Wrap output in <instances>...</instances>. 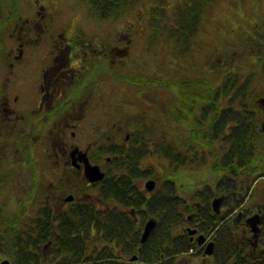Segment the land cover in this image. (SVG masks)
I'll list each match as a JSON object with an SVG mask.
<instances>
[{"label": "rangeland", "instance_id": "1", "mask_svg": "<svg viewBox=\"0 0 264 264\" xmlns=\"http://www.w3.org/2000/svg\"><path fill=\"white\" fill-rule=\"evenodd\" d=\"M146 1L147 3H145ZM153 1L143 0L132 12L121 18L98 20L91 16L88 6L82 0H0V33L23 30H64L71 34L75 31L92 34L105 32L107 35L102 36L106 37V41L113 40L111 37L114 34L119 36L122 48L115 49L111 42H107L110 52L113 53L112 59H108L106 64L101 67L97 65L91 73V77L97 79L104 72L94 89L100 88L102 90L103 101L106 103H99L102 98L94 97V109L91 112V117H88L89 123L85 120L80 129V137L86 138L88 141H96L98 144H103L105 141L108 143L117 142L119 143L118 146H121L125 134L131 133L129 145L132 146L137 143L136 131L148 123L157 121L166 130V135L170 137L171 134L175 141L181 142L180 137L185 135V129H188L190 124L197 126L198 122H196L195 116L200 112L203 114L207 112L209 115L214 111L212 110L215 107L214 103L202 106L204 97H200L199 90L207 91V85H210L214 92L217 91L215 101H220L223 108H229L231 95H222L221 97L218 95V87L222 86L228 69L239 70L241 76L254 70L260 79L264 78V72L262 73L264 70V42L253 41V47L250 46L249 48L245 42H241L242 45L239 44L240 38L246 40V37L249 36L248 33L252 29L254 31L256 25L259 27L264 24V0H216L212 6H208L203 19L197 23L198 29L190 38V43L187 46L183 40L186 34L180 35L182 39L179 38V40L182 43L179 47L174 41L167 40L166 36L160 32L153 34L151 30L153 20L149 6V2L153 3ZM163 1L171 10L173 4L179 0ZM162 15L167 18L174 16L167 11H164ZM111 29L113 31H110ZM187 30L189 28L185 31L187 32ZM168 32L169 29L165 33ZM175 32L178 33L176 29ZM2 46L0 42V49ZM7 46L9 48L6 47L4 50L6 55L13 50L12 47L15 46V43L10 40ZM3 48L4 46L0 52ZM42 54V51L33 53L38 59ZM114 58H117L115 63L112 62ZM32 62L38 63L39 61L33 60ZM140 72L146 74L145 78L140 81L122 78L123 75L135 76ZM163 75H170L176 79L187 76L190 78L188 84L186 81L178 82L177 89H173L174 92L168 85L165 88V85L154 84L148 80ZM147 77L148 79H146ZM197 82L206 86L198 87ZM90 84L92 88L93 81ZM253 88L260 95L259 98H264V88L259 89L255 86ZM182 92H188V94L183 97ZM167 100H169L168 105L166 104ZM259 103L264 105V100H260ZM194 104L196 105L194 106L195 115L192 116L189 114V109ZM180 114L181 117H178ZM185 116L187 121L182 120ZM203 116L205 121L202 122L205 124H209L213 119V116L206 117V114ZM140 119L142 122H139ZM261 120L264 127V117ZM120 125L122 127H118ZM120 129L122 133L115 136ZM100 131L106 132V135L98 140ZM262 131L264 138V130L262 129ZM159 134L160 132L156 133V135ZM60 140L61 136H58L57 141ZM204 143L214 146L220 145L219 141L212 143L210 140H206ZM219 148L221 149V146ZM138 149H140L139 146L134 148L135 153L142 152V157H144L141 165L153 168L150 176L141 179V187L145 188L146 182L153 179L156 181V187L162 189L163 186L157 182L159 181L157 178L163 181L165 172L169 173V171L174 170L172 160L156 153L152 147L151 152L138 151ZM203 149L200 165L192 167L181 164L180 168L175 171L176 181L180 186L178 192L191 199L195 195V190L208 183L211 188L210 190H203L202 195L204 197L214 195L213 201L216 197L224 195L225 210L232 208L233 215L242 212L247 217L251 213L249 211L250 206L255 207L256 204L264 201V179L254 180L244 202L239 203L236 200L238 196L230 191L233 179L228 180L225 177L226 180L219 183V178L222 175L212 169L215 157L209 150L213 149L209 147H203ZM226 151L222 152V158H226ZM262 151L255 163L264 168V150ZM13 156L15 153L10 152L8 147H0V179L5 178L9 172H13L20 174L25 184L14 187V185L2 182L5 191L8 188L12 189L7 193L0 194V201L8 199L13 202L16 200L15 195L23 194L26 195L27 199L31 198L29 208L31 206L34 208L35 204L39 202L40 206L49 205L59 212L62 210L61 205L70 208L73 204L72 201L68 204L63 203L62 198L64 196L73 193L79 199L83 196L90 199L92 194L96 196L98 192L95 188H89L83 176H76L72 172L74 171L72 168H65L63 163L59 165L55 158L54 149L49 146L47 141L35 143L31 152L26 154L24 163L14 162L10 158ZM247 173L254 178L257 176L254 173ZM235 177L240 178V176ZM253 188L255 195L253 193L252 198L248 200L249 192ZM95 202H97V198ZM109 205L112 208L121 207L119 203ZM76 207L79 212L80 207ZM119 209L120 211L125 210ZM30 214H33L31 209L26 211L23 219ZM78 220L80 223L77 228H80L82 223L80 216ZM228 222V224H223L221 228L228 225V231H230L236 226L233 218L228 219ZM2 225H5L4 221ZM239 229L241 231V228ZM177 232L174 231L173 233L182 235L181 230H177ZM183 238H188L186 232ZM196 247L199 249L198 246L193 249ZM227 249L228 247L225 251ZM198 253L201 259L206 262L205 264H216L211 257L202 254V251L198 250ZM222 254L220 253V255ZM230 259L231 261L227 264H233V258ZM217 264L220 263L217 262Z\"/></svg>", "mask_w": 264, "mask_h": 264}, {"label": "trees", "instance_id": "2", "mask_svg": "<svg viewBox=\"0 0 264 264\" xmlns=\"http://www.w3.org/2000/svg\"><path fill=\"white\" fill-rule=\"evenodd\" d=\"M82 1L88 6L91 16L98 20L121 18L143 2V0ZM215 1L179 0L173 4L171 10L167 8V4L163 0H154V4L149 2L153 20L151 30L153 34L160 32L166 36L167 40L177 43L178 47L182 43L179 40V38L182 39L180 35L184 33L186 35L183 40L187 46L190 43V38L198 29L197 23L203 19L208 6H212ZM164 11L174 15V18L162 15ZM187 28L189 30L186 32ZM168 29L169 32L165 33ZM175 29L178 33L175 32ZM252 30L248 33L249 36L246 37V40L240 38L239 44L242 45L241 42H245L249 48L253 47V41L264 42V24L259 27L256 25L254 31ZM145 75L140 72L135 76L123 75L122 78L140 81L145 78ZM243 75L241 76L237 69H228L222 86L218 87L219 97L231 95L229 108H223L220 101H215L217 91L214 92L210 85H207V91L199 90L200 97H204L202 106L214 103L215 107L212 109L214 111L209 115L207 112L204 114L200 112L195 116L196 122H198L197 126L190 124L188 129H185V135L180 137L181 142L175 141L171 134V138L166 135V130L157 121L148 123L136 131V145L140 148L138 151L151 152L152 147L156 153L172 160L174 170L169 173L165 172L163 175L165 179L160 181L163 186L162 190H156L148 195L139 185L138 178L145 176L147 172L150 173L153 168L147 167L149 170H146L141 167L139 162L143 158V153H135L136 145L132 149L124 148L123 155L119 156L118 162L124 171V176L121 181L114 178L108 180L105 193L121 197L124 206L138 208L142 218L144 215L157 218V225L145 241H142L144 226L137 222L128 211H120L118 207L95 209L94 204L83 203L81 206L84 207L75 213L74 223H64L66 220H63L62 223L59 222L60 230L58 231H54L53 224L56 220L52 218L49 211H46L42 216L43 227L41 230L34 227L36 219L33 218L31 221L30 215L25 218L27 223L22 227L17 226L13 218L5 219L4 253L13 257V264H205L204 259L199 256L197 247L193 249L197 245L190 241L188 235V238H183L186 232H182V230H185L183 226L187 206L178 195L179 185L176 181L175 171L180 168L181 164L187 163L182 158L183 150L194 144L195 140L200 139L203 147L213 149L209 150L215 157L212 169L219 172L224 178L227 177L228 180L233 179L230 191L238 196L236 200L239 203L244 202L254 180L264 175V168L255 163L264 150L262 136L264 127L261 120L264 117V105L259 103L258 96L260 95L253 88L254 86L259 89L264 88V78L260 79L254 70ZM189 78L187 76L176 79L170 75H163L146 79L154 84L168 85L172 89H177L178 82L186 81L188 84ZM197 85L198 87L206 86L201 82H197ZM181 94L185 97L188 92ZM194 106L196 105L194 104L189 109V114L192 116L195 115ZM205 114L206 117L213 116L209 124L202 122L205 121L203 116ZM179 116L181 117V114ZM182 120L187 121L186 116ZM140 121L142 122L141 119ZM205 130L211 133L207 134L209 132L205 133ZM158 132L160 134L156 135ZM206 140H210L212 143L223 140L229 142L231 147L226 151V158H222L219 146L207 145L204 143ZM200 163L199 160V163L195 165H200ZM247 172L257 174V176L254 178ZM225 173L232 174V176L229 178ZM235 176H240V178L237 179ZM223 180L222 178L219 183ZM205 185L210 184L206 183ZM166 190L168 191L166 192ZM79 216L82 223L80 228H77L80 223ZM216 217L219 221L214 220ZM216 217L211 218L210 225L216 229L219 226L217 229L219 234L227 232L228 225L225 228L221 227L229 222L222 223V217ZM235 222L236 226L232 228L229 235L220 236L221 246H224L223 240L226 238L235 240L242 238V234L239 233V221ZM177 230H181L182 235L173 233L174 231L178 233ZM50 241L53 242V246L52 251L48 252L44 247L50 246L48 244ZM224 242L227 241L224 240ZM215 262L216 264L217 262L228 263L225 256L216 257ZM233 264H249V260L244 258L241 252H238L234 255Z\"/></svg>", "mask_w": 264, "mask_h": 264}, {"label": "flooded vegetation", "instance_id": "3", "mask_svg": "<svg viewBox=\"0 0 264 264\" xmlns=\"http://www.w3.org/2000/svg\"><path fill=\"white\" fill-rule=\"evenodd\" d=\"M102 35L107 34L105 32L92 34L83 31H75L71 34L64 30H23L0 33V42L4 46L0 52V147L6 146L10 152L15 153V156L10 157L14 162L24 163L26 154L31 152L35 143L47 141L49 146L53 147L59 165L63 163L65 168H72L74 170L72 172L76 176H83L89 188H95L98 191L96 196L92 194L90 199L87 196L79 199L73 193L64 196L62 198L63 203L68 204L72 201L73 204L70 208L61 205L62 210L59 212L49 205L40 206L39 202L35 204L34 208L32 206L29 208L31 198L27 199L26 195L23 194L15 195L16 200L13 202L8 199L0 201V262L6 258L12 262L13 258L3 251V247H5L3 231L6 230V226L2 225L3 221L7 218H13L15 224L22 227L27 223V219L23 218L26 211H30V209L33 212L30 214L32 217L30 220L36 219L34 220V227L37 230H41L43 227L42 216L46 211H49L52 218L56 220L53 224L54 231L60 230L59 222L62 223L63 220H66L64 223L73 224L77 211L76 206L82 208L84 207L81 206L83 203L94 204L95 209H103L111 207L109 205L111 203H119L121 205L119 208L128 211L143 226L150 217L144 215L142 218L138 208L123 206L121 197H114L105 193L108 180L114 178L121 181L122 176H124L118 158L123 155L124 148H133L134 144L129 145L131 133L125 134L121 146H118L119 143L117 142L108 143L105 141L103 144H98L96 141H88L86 138L80 137V129L85 120L89 123L88 117H91V112L94 109V97L102 98L99 103H106L103 101L102 90L100 88L94 89L104 72L97 79H93L91 73L97 65L101 67L106 64L108 59H112L113 53L110 52L107 42H111L115 49L122 48L119 36L114 34L111 37L113 40L106 41V37ZM10 40L15 43V46L6 55L4 50L6 47L9 48L7 45ZM37 51L43 52L39 59L33 55ZM33 60L39 62H32ZM112 62H117V58H114ZM91 81H93L92 88L90 87ZM121 129L115 136L122 133ZM204 132L211 133L208 130ZM105 135L106 132L100 131L98 140L104 138ZM58 136H61L59 142L57 141ZM229 144L223 140L218 146H221V151L224 153L231 147ZM203 151L201 140L197 139L189 148L183 150L182 158L187 162L186 165L194 167L195 164L199 163V160L201 161ZM143 158L140 159V165ZM86 160L92 165H97L100 171L104 173L101 179L94 182L88 179ZM141 167L149 170L146 166L141 165ZM152 172H147L145 176L138 178L140 186L141 179L150 176ZM225 175L229 178L232 176L229 173H225ZM222 178L226 180L220 176L219 181ZM261 178L264 179V175L259 176L255 181H259ZM2 182L14 185V187L25 184L20 174L9 172L5 178L0 179V194L7 193L12 189L8 188L5 191ZM157 182L161 185L160 180ZM141 188L148 195L156 190H162L157 187L152 191L144 187ZM210 188V185L198 188L194 191L195 195L191 199L178 193L184 200V205L187 206L183 229H185L189 239L202 252H204L208 242L213 240L215 242L214 252L210 257L214 261H216V257L225 256L229 262L231 261L230 258H234L235 253L241 252L244 258L249 260V264H264V201L259 202L255 207L250 206L249 211L251 213L247 217L242 212L233 215L232 209L225 210L226 205H222L220 210L216 211L212 201L214 195L207 198L202 195L203 190H210ZM253 193L254 188L250 190L248 200L252 198ZM70 196L72 199L69 198ZM96 198L97 202H95ZM224 202L225 199L223 204ZM257 214L261 215L259 216L261 221L258 223L260 231L256 237L252 223H249L247 218ZM216 216L222 217V223L230 218L239 221L238 226L241 228L239 233L242 234V238L236 240L226 238L224 240L227 242L223 240L225 245L221 246L220 236L229 235L232 230L219 234L217 232L219 226L216 229L210 225L211 218ZM243 219L244 221H242ZM214 220L219 221L217 217ZM188 226L197 228V231L194 234L189 233ZM19 230L21 231V228ZM200 233H204L206 236L204 243L198 242ZM52 243L50 241L48 243L50 246L44 247L48 252L52 251ZM227 247L228 249L225 251ZM220 253L223 254L220 255Z\"/></svg>", "mask_w": 264, "mask_h": 264}, {"label": "water", "instance_id": "4", "mask_svg": "<svg viewBox=\"0 0 264 264\" xmlns=\"http://www.w3.org/2000/svg\"><path fill=\"white\" fill-rule=\"evenodd\" d=\"M260 100L263 101L264 98H260L259 101ZM86 161H87L86 175H87L88 179L92 182L101 179L104 176V173L102 171H100V169L97 165H92L89 163L88 160H86ZM155 184H156L155 180L151 179V180L147 181L146 186L149 190H153L155 187ZM69 198L72 199V196H70ZM224 198H225V196L221 195V196H219L213 200V206H214V209L216 211L220 210L222 202L224 201ZM259 216H261V215L257 214V215L251 216L250 218L249 217L247 218V221L249 223H252L253 231L256 232V234H255L256 237L258 236V232L260 231V228L258 227V223L261 221V218H259ZM157 222H158L157 218H155V217L149 218V220L146 222V225H145V230L143 232L142 241H144L147 238V236L152 232V230L157 225ZM196 231H197V228L189 227V232L191 234H194ZM205 239H206V236L204 234H199V236H198V242L199 243H204ZM214 244H215V242L213 240L208 242V244L205 248L204 254H213ZM0 264H12V262L10 259L6 258V259H3L0 262Z\"/></svg>", "mask_w": 264, "mask_h": 264}, {"label": "bare ground", "instance_id": "5", "mask_svg": "<svg viewBox=\"0 0 264 264\" xmlns=\"http://www.w3.org/2000/svg\"><path fill=\"white\" fill-rule=\"evenodd\" d=\"M165 88H167V86H165ZM169 89H170V88H169ZM171 90L174 92L173 89H171ZM166 104H167V105L169 104V100L166 101Z\"/></svg>", "mask_w": 264, "mask_h": 264}]
</instances>
